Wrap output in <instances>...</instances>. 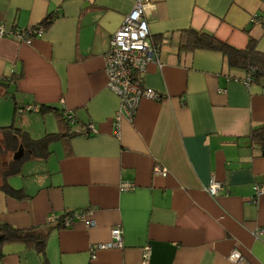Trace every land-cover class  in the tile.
<instances>
[{
	"label": "crops",
	"instance_id": "crops-1",
	"mask_svg": "<svg viewBox=\"0 0 264 264\" xmlns=\"http://www.w3.org/2000/svg\"><path fill=\"white\" fill-rule=\"evenodd\" d=\"M149 2L158 61L143 77L162 97L143 98L132 118L117 120L121 99L107 87L105 56L134 0H0L7 30L55 15L31 43L0 36V80L19 107L5 110L10 119L21 115L19 127L43 136L67 129L60 112L77 118L69 126L75 134L8 178L25 197L0 190V224L53 226L47 263L33 247L6 243L0 264H143L146 246L149 264H239L230 259L234 250L264 264V193L255 197L264 184V154L250 138L264 126V85L245 83L247 72L231 67L221 51L182 47L184 30L193 28L241 49L254 39L264 52V0ZM30 104L57 111H19ZM213 178L224 185L215 197L205 189ZM79 210L89 214L56 226ZM117 226L123 247L97 248L112 241Z\"/></svg>",
	"mask_w": 264,
	"mask_h": 264
},
{
	"label": "built area",
	"instance_id": "built-area-1",
	"mask_svg": "<svg viewBox=\"0 0 264 264\" xmlns=\"http://www.w3.org/2000/svg\"><path fill=\"white\" fill-rule=\"evenodd\" d=\"M149 0H134L132 11L126 16L121 27L113 34L110 41V48L106 53V73L108 76L107 87L113 90L121 99L120 108L115 116L117 120L122 115L131 117L134 115L139 102L143 98L160 99L162 96L153 88L148 87L144 82V74L150 63L158 61V49L151 41L150 26L147 18V8ZM253 20H256L253 18ZM45 31L43 26H35L27 30L13 29L7 30L3 24H0V36L17 37L25 43H31L33 38L41 35ZM249 76L245 83L249 84ZM40 111L39 104H30L19 109L20 112ZM64 116L71 123L75 124L77 118L72 111L64 112ZM94 131L93 123L87 124V134ZM155 172L163 176L167 171L160 166L155 167ZM123 188L128 189L132 184L123 183ZM206 191L213 197L219 195L224 190V185L215 180L205 187ZM255 197L264 193V184H257L255 188ZM89 214L86 210H79L73 214H67L64 217V225L70 226L75 219H84ZM52 221L53 218L51 217ZM88 226H92L94 221L87 220ZM259 230L256 234H261ZM123 231L120 226L113 228L112 241L103 242L97 245L99 249L123 247ZM96 249H93V254ZM95 255V254H94ZM150 248L146 246L143 254V264H149ZM230 259L239 264H250L239 250H234Z\"/></svg>",
	"mask_w": 264,
	"mask_h": 264
},
{
	"label": "trees",
	"instance_id": "trees-1",
	"mask_svg": "<svg viewBox=\"0 0 264 264\" xmlns=\"http://www.w3.org/2000/svg\"><path fill=\"white\" fill-rule=\"evenodd\" d=\"M55 15L50 14L40 25L47 28L54 21ZM182 47L186 49H211L221 51L227 58L231 67L241 68L247 72L249 82H259L264 85V52L257 50L254 39L250 40L244 49L237 48L227 41L221 40L216 35L199 31L193 28L184 30ZM0 87L8 88V81L0 80ZM15 102V97L12 94ZM16 105V102H15ZM24 107V106H23ZM18 106H15L16 111ZM22 108V107H21ZM57 111L55 106L40 105V113ZM34 112V111H32ZM61 120L68 126L65 131L48 132L45 135L34 138L28 131L18 127L15 122L7 126H0V190L17 198H23L26 194L21 189H14L8 183V178L21 172L23 162L28 158H47L51 152V144L59 139L69 137L76 132L69 130L72 125L60 112ZM80 132V131H79ZM82 132V131H81ZM251 141L257 143L264 154V126L253 128L250 133ZM22 147L24 154L19 160L14 159V154ZM73 214V212H68ZM57 223L58 228H65L64 217ZM53 226H35L29 229L17 228L15 226L0 224V260L4 256L3 246L6 243H23L33 247L47 263L46 245Z\"/></svg>",
	"mask_w": 264,
	"mask_h": 264
},
{
	"label": "rangeland",
	"instance_id": "rangeland-1",
	"mask_svg": "<svg viewBox=\"0 0 264 264\" xmlns=\"http://www.w3.org/2000/svg\"><path fill=\"white\" fill-rule=\"evenodd\" d=\"M0 93H1L0 95H3V97H0V126H7V125H10L13 123V118L10 119V115L8 114V113H12V112L7 113L6 111H12V109L14 108V100L12 97L11 89L0 87ZM7 115L9 117H7ZM12 115H13V117L16 116L15 114H12ZM20 116L21 115L16 116V117H18V121H15V124L17 126L19 125ZM31 135L34 138L41 137V136H38L36 134H31Z\"/></svg>",
	"mask_w": 264,
	"mask_h": 264
},
{
	"label": "water",
	"instance_id": "water-1",
	"mask_svg": "<svg viewBox=\"0 0 264 264\" xmlns=\"http://www.w3.org/2000/svg\"><path fill=\"white\" fill-rule=\"evenodd\" d=\"M24 154L23 148L20 147L19 150L14 154V159L19 160ZM2 239V236L0 235V241Z\"/></svg>",
	"mask_w": 264,
	"mask_h": 264
}]
</instances>
